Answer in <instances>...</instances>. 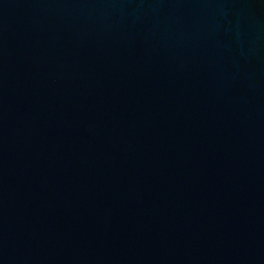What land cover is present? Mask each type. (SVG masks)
I'll return each mask as SVG.
<instances>
[{"label":"water","instance_id":"water-1","mask_svg":"<svg viewBox=\"0 0 264 264\" xmlns=\"http://www.w3.org/2000/svg\"><path fill=\"white\" fill-rule=\"evenodd\" d=\"M0 264H264V0H0Z\"/></svg>","mask_w":264,"mask_h":264}]
</instances>
